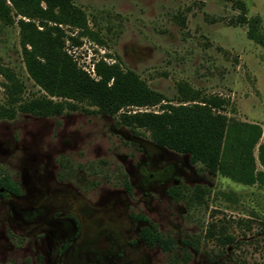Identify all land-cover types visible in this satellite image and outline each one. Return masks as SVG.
<instances>
[{
	"label": "rangeland",
	"instance_id": "374dc122",
	"mask_svg": "<svg viewBox=\"0 0 264 264\" xmlns=\"http://www.w3.org/2000/svg\"><path fill=\"white\" fill-rule=\"evenodd\" d=\"M70 1L85 27L62 26L65 51L91 77L105 62L162 103H195L194 92L223 100V167L159 147L85 102L51 116L15 107L0 115V264H264V0ZM5 3L0 107L10 106L7 73L22 83L20 100L62 101L29 76L18 24L28 19ZM143 227L172 248L147 244Z\"/></svg>",
	"mask_w": 264,
	"mask_h": 264
},
{
	"label": "trees",
	"instance_id": "16d2710c",
	"mask_svg": "<svg viewBox=\"0 0 264 264\" xmlns=\"http://www.w3.org/2000/svg\"><path fill=\"white\" fill-rule=\"evenodd\" d=\"M9 2L17 14L28 19H20L18 24L22 58L29 76L49 96L63 100L54 101L40 94L22 101L19 98L22 83L7 73L5 87L10 106L0 107V115L12 116L15 107L37 116L59 115L75 109L70 100L85 102L95 106L97 112L117 115L119 125L131 130L145 129L159 147L188 154L191 161H200L211 170L222 169L230 127L226 116L219 112L223 105L221 98L200 96L199 92H194L192 100L195 103H162L167 101L163 95L148 88L132 71L105 62L95 65L96 78L91 77L77 66L64 46L62 26L85 27V15L81 9L70 0ZM9 9L5 0H0V20L10 22ZM34 19L38 20V25L32 22ZM156 104L161 110L132 109ZM241 155L242 152L237 153V157ZM249 159L253 162L252 157ZM259 161L263 170L256 177L264 179V141L259 145ZM140 236L147 244L157 243L164 250L172 248L170 242L148 227L141 229Z\"/></svg>",
	"mask_w": 264,
	"mask_h": 264
}]
</instances>
